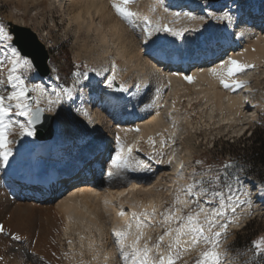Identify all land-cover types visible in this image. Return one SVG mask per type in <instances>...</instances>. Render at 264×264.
I'll return each instance as SVG.
<instances>
[{
    "label": "bare ground",
    "instance_id": "1",
    "mask_svg": "<svg viewBox=\"0 0 264 264\" xmlns=\"http://www.w3.org/2000/svg\"><path fill=\"white\" fill-rule=\"evenodd\" d=\"M45 2L48 6H58L66 16L78 10L75 13L76 19L80 20V24H85L88 31L93 28L92 32L100 42L106 43L107 48L111 46L116 57L121 60L124 70H120L111 60L113 65L105 79L98 81L93 78L85 82L78 80L77 89L72 88L71 96L69 95L71 104L81 100V107L74 116L72 111L69 113L70 108L67 110L64 104L53 101L50 99L51 95L44 92L42 82H45L46 77H42L35 93L38 97L44 96L48 107L45 114L56 120L57 129L54 136L47 140L32 143L27 137L21 138V141L25 142L21 146L20 143L11 144L21 128L11 119L18 110L17 102L8 100L7 97L21 88L26 89V95L33 87H22L15 83L16 87L7 89L5 85L0 84V97H4L3 105L11 109L4 116L0 126L3 135L7 132L4 137L5 147L0 149V152L10 150L12 153L7 164L0 160V226L3 229L0 231V264H53L51 250L55 248V244L52 237L61 238L66 235L70 226H77V230H87L89 234H97V237L93 234L91 243H95V248H98L104 257L98 258L96 264H145L140 257L142 249L139 245L143 237L138 230L144 229V235H147L150 226L147 225L148 222L142 223L139 215L137 216L138 212H141L140 209H147L153 204L152 199L145 200V197L153 192L160 176L179 171L183 178L185 174L194 176L195 172L192 169L187 171L190 165L186 159L187 155L182 157L180 152V157L176 158L175 147L171 154L160 162L161 166L140 157L139 141L143 132L138 128H145L147 125L158 128L161 125L163 118L158 112L165 84L172 86L187 82L185 77L191 76L194 84L200 88L206 84L209 92L217 84L222 85L221 80L230 83L238 79L237 73L228 76L227 69L230 65L224 63L222 66V61H238L241 68L249 63L264 64V24L257 23L264 21V0H211L209 7L201 0H165L162 9L173 21L169 32L165 31V28H159L160 26L156 32L150 31L151 29L140 32L135 23L134 11L122 6L123 0ZM127 4L131 7L143 5V11H137H141L140 17L145 20L144 15L148 9L144 5L147 2L129 0ZM223 4H229L225 6V11ZM117 5L125 9L124 14L117 11ZM198 7L205 9L198 10ZM114 12L119 14L118 20L121 23L118 24L113 18ZM221 16H231V20H221ZM15 24L8 25L15 30L18 26ZM143 26L146 27V24ZM202 27L205 31L203 35L199 34ZM46 49L48 50V46ZM207 53H210L211 57L220 58L209 66L201 64L197 67L209 58ZM153 57L171 58L179 66V70L156 66ZM129 75L137 79L139 87L133 93L129 92V83H125ZM121 81L126 85V90L116 89V85ZM241 94L228 96V103L234 106V110L236 106L240 107L239 111L246 116L254 106L252 101L248 100L242 106L244 97ZM246 97L248 99V96ZM27 100L26 97L22 98L21 103H26ZM172 101H175V98ZM30 103V111L38 107V101ZM168 103L167 107L173 110V105ZM162 115L164 116L163 112ZM171 116L173 115H170V118ZM132 127H137L136 131ZM56 137L60 138L59 142L54 141ZM107 143H110V163L104 177L98 181L85 179L79 184L68 186L67 190L62 189L67 174L76 168L79 169L90 153L99 152L101 144H105L107 149ZM26 145L28 147H24ZM22 147L25 153L18 151ZM55 149L64 152L63 159L58 164L49 161L50 154ZM188 153L191 152L185 151L184 155ZM117 155L121 158L116 159ZM66 165L71 166L69 171H65ZM161 167L164 168L163 172L156 175V170ZM139 198H144L145 203H140L143 200L139 201ZM55 199V205L50 207ZM142 214L147 215L143 212ZM149 215V222L155 221L154 217ZM59 217H62V220ZM54 232L57 234L53 235ZM171 234L168 232L163 239L169 241ZM196 238L190 229L179 237L186 249L194 247ZM114 250L119 254L116 255Z\"/></svg>",
    "mask_w": 264,
    "mask_h": 264
},
{
    "label": "rangeland",
    "instance_id": "2",
    "mask_svg": "<svg viewBox=\"0 0 264 264\" xmlns=\"http://www.w3.org/2000/svg\"><path fill=\"white\" fill-rule=\"evenodd\" d=\"M45 1L0 0V27H3L7 34H9V23H16L15 25L32 30L45 48L48 46L46 50L49 54L50 69L49 76L39 75L32 64L31 66L24 64L26 58L19 54L13 55L12 49L8 47L12 44V40H3L0 42V84L5 85L7 89L15 83L22 87H33L34 90H30L25 95L28 99L26 103H29L28 108H30V102L36 100L38 101L36 106L41 107L45 113L48 109L45 98L41 95L39 98L35 93V88L41 83V78L46 77L45 82H42L45 87L44 92H48L47 94L51 95L50 99L53 101L64 104L67 110L70 108L69 113L72 111L74 116L81 107V100L71 104L69 95L71 96L72 88L77 89L78 80L85 82L93 78L98 81L105 79L113 65L112 61L120 70L124 69L121 67V60L110 48L111 46L107 48L106 43L100 42L92 32L93 28L88 31L86 25L80 24V20L76 19L77 14L75 13L78 10L66 16L58 6H48ZM201 1L208 7L211 4V0ZM144 2H147L144 6L148 9L144 15L145 20L140 17L143 5H137V7H131L129 4L122 5L134 11L135 23L139 31L151 29L150 31L156 32L160 26L159 28H165L164 30L169 32L173 21L162 9L166 3L165 0H149V2L144 0ZM225 6L229 4H223V11L226 10ZM140 9L141 11H137ZM204 9L198 7V10ZM113 15L114 17L111 13L115 21L118 24L121 23L118 20L119 14L114 12ZM73 18H75L74 21ZM143 24H146V27ZM204 32V27H202L199 34L203 35ZM242 69L241 73L238 72L241 75L237 73L238 79L235 80L239 83L227 89L217 84L208 92L206 84L200 88L193 81L172 86L165 84L158 113L163 118L162 123L166 126L161 123L158 128L152 125L138 128L143 132L139 141L140 157L161 166L163 160L171 154V150L175 147L176 158L180 157V152L182 157L187 155L186 159L190 164L187 171L192 169L195 172L194 176L190 177L185 174L184 180L179 171L162 175L157 181L158 184L153 188V192L145 197V200L147 198V200H153L150 207L140 209L141 212L137 214L141 222L145 224L148 222L147 225L151 228L147 235H144V229L138 230L143 237L139 248L142 249L140 257L143 258L145 264H152V262L160 264L161 256L164 257V264H167L169 258L174 261V264H197V261L209 259L204 255L206 252L216 254L218 260L215 264H264V241L259 239L254 246L244 248L236 245L238 237L245 238L247 235V232H240V230L254 217H257L251 224L254 230L264 232V196L257 194L258 190H264V186L258 184L252 175L242 171V167L236 161L237 158L245 156L242 144H238L241 137L248 136L254 126L264 119V64L249 63ZM10 75L11 81L7 77ZM125 83H129L130 93L139 89L137 79L131 75L127 77ZM229 84L232 85V82ZM125 87L122 81L116 85L119 91L126 90ZM232 94L233 96L243 95L242 106L252 101L254 107L250 109L249 114L245 116L239 111L240 107L236 106L234 110V106L229 105L228 96ZM174 98L175 101H172ZM127 102L129 104V100ZM166 103L173 105V110H170ZM170 115L173 116L170 118ZM11 119L18 125L23 123L28 127V118L25 116L12 115ZM132 128L135 131L137 129V127ZM134 129L129 130L134 131ZM23 133L24 129H21L18 136L12 139L11 144L20 143L21 146L25 144L21 138L26 137L31 139L32 143L38 142L35 135L27 136ZM6 135L7 132L4 137ZM59 140L60 138L56 137L54 141L59 142ZM18 151L25 153L23 147ZM185 151L191 153L184 155ZM232 152L235 154L233 155ZM63 155V151L55 149L50 154L49 161L58 164L63 159ZM163 167L156 170V175L163 172ZM66 168L65 171H69L71 166L66 165ZM44 176L45 173H43ZM143 199L139 198V201ZM145 200L140 203H145ZM56 201L55 199L50 207H53ZM142 212L150 214L149 216L154 217L155 221L149 222L147 215ZM217 213H222V215H217ZM60 218L62 220V217ZM62 225L63 223H61V228ZM69 228L66 231L68 233L61 238L52 237L55 244V248L51 250V256L54 258V261L51 260L53 264H96L98 258L104 257V254L102 255L98 248H95V243H91L94 235L97 237V234H89L87 230L80 228L78 231L77 226ZM188 229L197 236V240L193 248L186 249L179 237ZM195 229H202V232L194 231ZM168 232L172 233L169 241L161 240L160 237H164ZM56 234L57 232L53 233V235ZM89 243H91L90 246ZM114 252L116 255L119 254L116 250ZM99 255L101 257H98Z\"/></svg>",
    "mask_w": 264,
    "mask_h": 264
},
{
    "label": "snow or ice",
    "instance_id": "3",
    "mask_svg": "<svg viewBox=\"0 0 264 264\" xmlns=\"http://www.w3.org/2000/svg\"><path fill=\"white\" fill-rule=\"evenodd\" d=\"M129 2V0H123L124 4H127ZM117 8V11L120 12L121 14L125 13V9L121 8L120 6H115ZM130 14V13H129ZM229 19L231 20V16H221L220 19ZM3 40H13L12 36L7 34L3 27H0V42H3ZM9 48L12 49V53L13 55H23V52L21 51V49H18L16 47H13V44H9L8 45ZM224 63H227L228 65H230V67H228L227 69V74L229 77L233 76L234 74L242 71L243 69L240 67L239 62L235 61V60H229L227 62H221V65L223 66ZM24 64L31 66V58L27 57L26 59H24ZM213 72H215V69H213ZM87 79V76L85 77ZM19 79V78H17ZM186 80H188L189 82L192 80L191 76H186L185 77ZM12 80L11 75L9 76V81ZM239 82L233 80L232 81V85H237ZM221 84L223 87H225L226 89L229 88L230 85L229 83H226L224 80H221ZM13 87H16L15 84L12 85ZM25 92L26 89L25 88H21L18 92H13L11 95H9L7 97L8 100H15L16 103V108L18 109L15 113V115L17 116H25L27 117V125L28 127L25 126V124L21 123L20 124V128L24 129V133L27 136H33L35 135V129L32 128V125H35L36 123H38L40 121V114H41V109H36L34 111H30L28 108V104L27 103H21L22 98L25 97ZM3 99L4 97H0V126H2L3 124V118L4 116H6L11 109L9 108H5L3 105ZM5 147L4 145V135L3 132L0 131V149H3ZM129 151H131V148H129ZM12 155L11 151H7V152H0V160L3 161L4 164H7L9 161V157ZM121 157L119 155L116 156V159H120ZM114 163V161H113ZM258 195L264 196V190H258L257 192ZM217 215H222V213H217ZM2 226H0V231H2ZM194 231L197 232H202V229H195ZM116 235H120V234H116ZM219 235V234H217ZM15 238V237H14ZM161 240H163V236L160 237ZM119 242V241H118ZM205 257H209V259L204 260V261H197V264H215V261L218 260V257L216 256V254L214 253H204ZM160 264H164V257L161 256L160 257ZM167 264H174V261L169 258L167 260Z\"/></svg>",
    "mask_w": 264,
    "mask_h": 264
},
{
    "label": "water",
    "instance_id": "4",
    "mask_svg": "<svg viewBox=\"0 0 264 264\" xmlns=\"http://www.w3.org/2000/svg\"><path fill=\"white\" fill-rule=\"evenodd\" d=\"M8 26V32L13 38V46L21 49L23 52V55H21L22 57L31 58V63L39 75L48 76L50 74L48 65L49 55L44 45L38 40L36 34L24 26H16L15 30L11 29L10 25ZM36 109L42 110L41 107H37ZM32 127L36 130L35 136L37 140L42 141L54 136L57 129V122L52 116L46 115L42 110L40 121L32 125Z\"/></svg>",
    "mask_w": 264,
    "mask_h": 264
},
{
    "label": "trees",
    "instance_id": "5",
    "mask_svg": "<svg viewBox=\"0 0 264 264\" xmlns=\"http://www.w3.org/2000/svg\"><path fill=\"white\" fill-rule=\"evenodd\" d=\"M241 138L238 144H242V151H244L245 156L240 157V159L237 158L236 161L242 167V171L252 175L260 185L264 186V119L254 126L248 136L243 135ZM245 142H247V147ZM232 153L233 155L235 154L234 152ZM256 218L251 219L240 230V232H247V235L245 238L238 237L236 245L244 248L246 246H254L259 239L264 241V232L261 233V231L254 230L253 225H251Z\"/></svg>",
    "mask_w": 264,
    "mask_h": 264
}]
</instances>
